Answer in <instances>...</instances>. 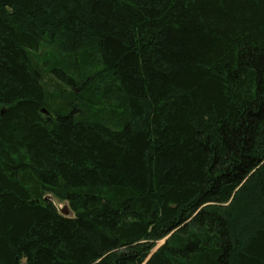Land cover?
<instances>
[{"label": "trees", "instance_id": "16d2710c", "mask_svg": "<svg viewBox=\"0 0 264 264\" xmlns=\"http://www.w3.org/2000/svg\"><path fill=\"white\" fill-rule=\"evenodd\" d=\"M0 264H264V0H0Z\"/></svg>", "mask_w": 264, "mask_h": 264}, {"label": "rangeland", "instance_id": "374dc122", "mask_svg": "<svg viewBox=\"0 0 264 264\" xmlns=\"http://www.w3.org/2000/svg\"><path fill=\"white\" fill-rule=\"evenodd\" d=\"M52 199V202L53 204L56 205V207L58 208V210H61V209H65L67 212V215H71L72 214V210L71 208L69 207L68 203H66L65 201H62V200H59L58 198H55V197H51ZM163 240L159 241L157 243V246L160 245L162 243Z\"/></svg>", "mask_w": 264, "mask_h": 264}, {"label": "water", "instance_id": "95a60500", "mask_svg": "<svg viewBox=\"0 0 264 264\" xmlns=\"http://www.w3.org/2000/svg\"><path fill=\"white\" fill-rule=\"evenodd\" d=\"M60 211V213H62V214H64V215H67V211L65 210V209H61V210H59ZM163 241H164V238H163ZM163 241H162V243H163Z\"/></svg>", "mask_w": 264, "mask_h": 264}]
</instances>
